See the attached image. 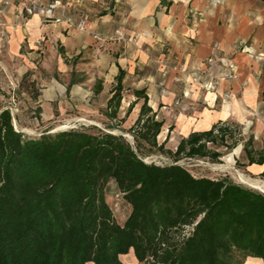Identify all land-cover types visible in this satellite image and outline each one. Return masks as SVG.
I'll use <instances>...</instances> for the list:
<instances>
[{"label": "trees", "instance_id": "1", "mask_svg": "<svg viewBox=\"0 0 264 264\" xmlns=\"http://www.w3.org/2000/svg\"><path fill=\"white\" fill-rule=\"evenodd\" d=\"M122 70L106 103L116 117ZM130 126L134 146L99 130H61L26 136L8 108L0 111V264H125L129 252L144 264H264V194L229 177L195 176L178 164L145 162L138 151L217 161L209 145L225 142L227 123L181 137L175 150L158 142L164 121L144 89ZM135 147V148H134ZM249 164H262L264 150ZM113 181L131 209L118 224L105 200Z\"/></svg>", "mask_w": 264, "mask_h": 264}, {"label": "crops", "instance_id": "2", "mask_svg": "<svg viewBox=\"0 0 264 264\" xmlns=\"http://www.w3.org/2000/svg\"><path fill=\"white\" fill-rule=\"evenodd\" d=\"M68 11L86 16L88 29L46 20L58 11L25 15L15 0H0V76L7 78L0 87L37 65L52 67L56 75L83 72L65 95L70 104L90 100L95 89L106 106L122 70L123 91H132V100L123 97L119 109L135 100L134 89H144L156 116H171L181 137L228 118L244 121L252 110L264 114V0H72ZM116 29L124 39L98 41L92 35ZM52 78H39L37 106L48 118L65 89ZM243 264L263 260L247 257Z\"/></svg>", "mask_w": 264, "mask_h": 264}, {"label": "rangeland", "instance_id": "3", "mask_svg": "<svg viewBox=\"0 0 264 264\" xmlns=\"http://www.w3.org/2000/svg\"><path fill=\"white\" fill-rule=\"evenodd\" d=\"M81 62L79 61V63ZM78 65L81 68L85 67L83 63ZM82 74L83 72L76 75L69 74V76L66 74L56 75L55 72L53 74L52 67L46 71L40 65H37L33 71H27L18 76L15 75L17 78L12 76L17 80V82L14 81V84L1 85L0 104L11 110L14 128L23 132L26 136L72 129L86 130L91 133L102 130L121 135L134 146L129 128L134 122L133 118L135 113L138 112L140 103L134 105L128 111L130 103H123L122 109H119L118 115L113 118L107 115L103 100H101V97L98 98V91L96 92L92 88V92L88 94L90 100L87 98L85 100H77L76 105H72L70 104L71 100L67 99L65 95L69 96L68 89L74 82L73 80L83 77ZM91 75L93 78L95 73L91 72ZM53 76L64 85L65 89H63V96L61 98L58 97L57 100L51 103L53 114L48 118L41 114L43 110L37 106V98L41 94L39 89L43 88L40 85L39 78L41 77L44 81L51 82ZM6 79L5 74L0 76L2 83ZM93 86L97 87L96 84ZM86 87H88L87 84ZM122 96L125 101L132 100V91H122ZM171 118L168 115L167 120H164L163 131L159 133L157 139L158 142H163L165 149L175 150L183 133L176 131L178 125L175 127L174 120ZM225 123L229 127V132L224 138L225 142L220 144V140H218L217 144L209 145L221 153L217 161H212L209 158L182 157L174 162L173 158L167 153L159 151L149 153L138 151V154L147 163L158 165L178 163L195 176H208L211 178L227 176L236 183L264 194V165L249 164L245 152L246 149L255 158H258L260 152L264 150V114L252 110L244 121L228 118ZM104 195L114 220L118 224H122L130 212V204L124 200L122 193L112 180L105 185ZM120 258L125 264H129V260L134 258V256L129 252L127 255L120 256ZM135 264L144 263L135 261Z\"/></svg>", "mask_w": 264, "mask_h": 264}, {"label": "built area", "instance_id": "4", "mask_svg": "<svg viewBox=\"0 0 264 264\" xmlns=\"http://www.w3.org/2000/svg\"><path fill=\"white\" fill-rule=\"evenodd\" d=\"M11 0H3V4H8ZM20 7L22 13L25 15H30L36 11H42L43 13L58 11L56 15L47 17L46 20H50L54 23L65 22V24L72 29L85 31L88 29L89 20L86 16H74L68 11L70 2L72 0H15ZM60 9V10H59ZM45 20V21H46ZM3 33V22L0 18V36ZM98 41H105L106 37L108 39L122 40L124 35L119 30H115L113 34L101 35L98 32L92 34ZM220 63L226 67L229 66L228 62L224 58L219 59ZM226 76H232L230 73H226ZM10 110V109H9ZM11 112V110H10ZM12 114V112H11Z\"/></svg>", "mask_w": 264, "mask_h": 264}, {"label": "bare ground", "instance_id": "5", "mask_svg": "<svg viewBox=\"0 0 264 264\" xmlns=\"http://www.w3.org/2000/svg\"><path fill=\"white\" fill-rule=\"evenodd\" d=\"M258 187H260L259 185H257Z\"/></svg>", "mask_w": 264, "mask_h": 264}]
</instances>
